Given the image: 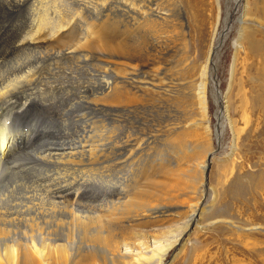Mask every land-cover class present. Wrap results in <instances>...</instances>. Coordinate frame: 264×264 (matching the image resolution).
<instances>
[{
    "label": "bare ground",
    "instance_id": "obj_1",
    "mask_svg": "<svg viewBox=\"0 0 264 264\" xmlns=\"http://www.w3.org/2000/svg\"><path fill=\"white\" fill-rule=\"evenodd\" d=\"M236 1L226 27L237 8L234 22L241 29L234 44L242 48L247 41L260 54L264 42L247 28L257 18L247 2ZM160 3L0 0V264H102L106 255L122 264H147L159 256L157 263L165 264L168 249L156 245L169 221V191L157 177L170 168L164 164L165 150L155 145L166 141L168 132L153 130L150 114L141 107L145 96L178 101L161 41L175 42L181 24H173ZM107 7L115 9L113 25ZM226 27L189 95L202 114L206 81L214 93L220 85L217 52ZM153 31L160 36L148 51ZM62 40H67L64 50L57 47ZM91 49L101 52H86ZM217 104L222 109L219 99ZM261 180L253 216L259 210L256 216L264 221ZM200 204L191 205L173 246L182 245L188 228L204 215L207 207ZM246 227L245 232L264 231L262 223ZM261 241L233 246L231 262L251 253L257 259L245 264H264Z\"/></svg>",
    "mask_w": 264,
    "mask_h": 264
},
{
    "label": "rangeland",
    "instance_id": "obj_2",
    "mask_svg": "<svg viewBox=\"0 0 264 264\" xmlns=\"http://www.w3.org/2000/svg\"><path fill=\"white\" fill-rule=\"evenodd\" d=\"M106 1L111 3L116 0ZM154 1L163 4L173 24H181L180 35L174 37L175 42L169 39L168 43L167 38L161 41L165 48L162 58L170 63L168 82L176 83L175 91L179 92L173 95L178 101H153L145 96L146 106H141L150 114L153 130L168 132L167 135L164 133L166 141L157 142L155 148L165 150V153L162 151L164 164L170 169L166 176L157 179L166 184L169 194L175 197L173 202L169 194L165 198L168 210L166 221H169L164 222V227L168 233L165 231L160 236L162 241L156 247L168 249L165 264H234L231 259L235 255L230 251L233 246L241 249L245 243L259 245L262 239L261 243H264V231L245 232L247 225H264V221L256 216H260L259 210L253 216L260 201L256 185L261 183V179L264 180V48L262 53L254 54L247 41L244 47L236 48L234 41L241 29V25L234 22L237 8L234 9L233 24L229 29L225 24L228 15L233 14L230 9L235 2L237 4L236 0ZM240 1L241 4L247 2L251 14L257 18L256 21L253 18L251 22L248 21V32H254L256 38L264 42V0ZM114 12V8L106 11L112 14V21L109 20L111 25L115 22ZM215 26L219 32L213 40ZM223 27L228 29V35L217 52L220 59L216 72L220 84L218 99L223 106L221 109L217 104L218 99L214 95L217 92H213L208 80L205 113L202 114L189 95L195 90L201 67ZM155 35L153 31L146 40L148 51H152L150 46L155 45L154 39L160 36ZM57 47L66 49L67 40L60 41ZM86 52L101 51L91 49ZM152 152L156 154L155 150ZM209 160L212 167L207 182L205 169ZM197 202L207 207L204 215L198 224L196 222L188 228L183 244L173 246L176 235L182 232L189 220L187 216L191 215V205ZM6 206L9 208L10 204ZM228 220L235 222L238 229L229 225ZM157 258L159 256L151 258L147 264H158ZM237 258L240 259L237 264L257 259L251 253L246 259ZM103 260L102 264H122L118 257L112 255L104 256Z\"/></svg>",
    "mask_w": 264,
    "mask_h": 264
},
{
    "label": "water",
    "instance_id": "obj_3",
    "mask_svg": "<svg viewBox=\"0 0 264 264\" xmlns=\"http://www.w3.org/2000/svg\"><path fill=\"white\" fill-rule=\"evenodd\" d=\"M212 165V163H211V161L209 160L208 162H207V166H206V169H205V177H206V181L208 182L209 181V175H210V170H211V166Z\"/></svg>",
    "mask_w": 264,
    "mask_h": 264
}]
</instances>
